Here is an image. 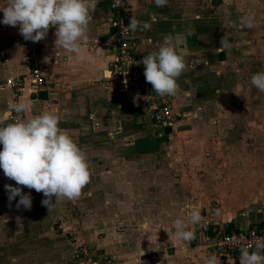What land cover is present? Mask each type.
<instances>
[{
	"label": "crops",
	"instance_id": "1",
	"mask_svg": "<svg viewBox=\"0 0 264 264\" xmlns=\"http://www.w3.org/2000/svg\"><path fill=\"white\" fill-rule=\"evenodd\" d=\"M127 3L130 21L134 15L151 25L150 29L132 31L134 53L158 50L169 34L179 36V49L187 52L186 70L177 80L178 94L172 96L179 119L173 131L169 130V138L178 141L177 147L185 151L196 147L186 144L188 139L193 143L202 135L201 129H210L211 133L214 125L217 130L227 129L226 137H239L242 122L232 124L241 127L238 132L219 123L229 119L225 113L228 99L236 112L244 108L253 114L262 108L264 92L251 84V76L264 70V0H168L164 7H157L155 0ZM249 11L255 17L252 28L241 23ZM88 29L84 57L90 59L78 60L63 49L55 55V28H50L46 38L37 42L45 69V98L33 99L28 93L22 97L33 105L25 119L44 111L58 116L59 127L87 156L90 181L78 199L62 200L50 213L41 203L43 193L24 187L23 192L32 197V208L17 209L19 197L10 204L5 185H18L0 169V264H74L80 246L90 249L97 258L110 257L118 264H139L138 259L144 256L155 258L154 264H203L199 255L202 249L180 240L170 241L173 216H181L178 210L172 211V226L168 227L164 226L165 217L158 225V219L153 223L152 216H146L148 208L166 216L168 202L178 209L183 203L180 194L193 191L181 180L167 184L171 175L164 170L161 156L169 138H161L160 133L166 130L151 120L152 101L139 95L134 103L138 93L107 91L98 85L116 45L109 0H98ZM222 37L227 39L228 48L221 47ZM3 42L2 53L12 50V41ZM25 42L22 36L24 55ZM6 61L3 58L0 65ZM5 68L10 72L0 78V116L10 117L7 106L13 92L3 86L4 81L26 74L28 69L23 65L14 70L10 64ZM218 113L222 120L214 122ZM166 193H177L178 198L166 200ZM17 217L23 220L21 226Z\"/></svg>",
	"mask_w": 264,
	"mask_h": 264
},
{
	"label": "clouds",
	"instance_id": "2",
	"mask_svg": "<svg viewBox=\"0 0 264 264\" xmlns=\"http://www.w3.org/2000/svg\"><path fill=\"white\" fill-rule=\"evenodd\" d=\"M168 0H155L157 7L166 6ZM98 0H4L0 7L3 12L2 23L6 26L19 27L20 35L33 43L45 39L50 28H55V55L63 49L79 59L84 57L88 43V26L95 12ZM254 14L249 11L241 18V23L254 27ZM147 22H140L133 15L128 28L150 29ZM179 36L171 34L164 37L158 50L145 55L137 64L144 65L146 82L153 92L161 98L176 96L179 91L178 78L186 70V51H180ZM222 48L230 45L225 37L220 41ZM251 84L264 92V70L251 76ZM139 94L133 102L139 99ZM32 104L19 101L8 102V113H15L11 122L7 114L0 116V169L4 175L16 182V187L5 185L9 193V203L19 197L17 209L22 206L31 210L32 197L25 194L23 188L34 189L43 193L41 201L49 213L62 200H75L90 181L87 156L73 137L59 127L57 115L44 111L25 119L22 114L31 110ZM55 198V202L53 201ZM21 226L22 218L17 217ZM200 213L190 209L186 218L177 217L173 221V233L170 241L191 242L195 239L193 226L201 222ZM203 264H216L215 255L204 257ZM240 264H264V241H258L253 248H240Z\"/></svg>",
	"mask_w": 264,
	"mask_h": 264
},
{
	"label": "rangeland",
	"instance_id": "3",
	"mask_svg": "<svg viewBox=\"0 0 264 264\" xmlns=\"http://www.w3.org/2000/svg\"><path fill=\"white\" fill-rule=\"evenodd\" d=\"M3 4L4 0H0V7ZM2 20L3 12L0 11V62L3 58L7 59L4 66L0 65V78H6L10 72V69L5 68L7 64L14 65V70L23 65L26 70L29 64L26 60V47L25 55L23 54L19 27L6 26ZM3 40L5 42L12 41L10 42L12 50L1 52L2 46L5 44ZM98 85L102 88L100 84ZM233 104L228 99L225 113L228 114L229 119L222 120L223 116L220 117L218 113V117H213V120L214 122L222 120L219 123L220 127L221 124L229 126L232 132H238V129L241 128H234L235 124H232L236 121L242 122L244 128L240 129L239 137H226L227 129H220V131L215 129L217 125H214V132L210 133V129L204 128L199 132L202 135L193 139V143H189V139L186 141V144L187 142L193 146L195 144V148H187L188 150L182 151L177 147L178 141L172 137L169 138L171 135L169 130L160 133L161 138H169V143L161 156V159H165L164 170L171 175L170 178H167V184L171 185L173 181L179 183L181 180L183 184H188L187 188L191 187L193 191L180 194L183 203L178 209L177 207L174 209V206L168 202V205H165L168 209L164 210L166 216H162V211L154 208L146 209V216H152L153 223L156 221L155 219H158L160 222L156 221L158 225H162L161 220L165 217L164 226L168 227L172 226L170 219L173 210L174 212L178 210L180 217L183 218L187 217L190 209L197 210L202 219L200 223L193 226L195 239L191 242H182L194 249H202L199 252L202 260L204 257L213 255L212 251L208 249L207 238L210 237L206 235V228L212 227L211 232L214 233L215 229L218 234L223 233L230 222L233 223V226L243 229L257 228L259 224H264V102L261 103L262 108L253 114L248 113V110H244V108L236 112V107L232 108ZM171 131L173 130L171 129ZM158 132L160 129L159 131L155 130L156 134ZM167 142L165 140V144ZM190 183L196 188L190 186ZM177 198V193H166L164 197L166 200H176ZM186 203L188 207H185ZM176 218L177 216L174 215L173 219ZM231 261L240 264V258L238 260L232 258Z\"/></svg>",
	"mask_w": 264,
	"mask_h": 264
},
{
	"label": "built area",
	"instance_id": "4",
	"mask_svg": "<svg viewBox=\"0 0 264 264\" xmlns=\"http://www.w3.org/2000/svg\"><path fill=\"white\" fill-rule=\"evenodd\" d=\"M218 2L220 0H212ZM112 12V24L115 28V52L104 71L99 84L107 91H131L138 93L145 100H151L153 108L150 111L154 125L163 130H171L179 115L174 111L172 96L161 98L153 92L152 85L145 80L144 65L137 64L147 54H136L133 51L132 31L130 24V11L127 0H109ZM26 60L28 71L24 75L9 78L4 81V87L13 92V100L18 101L23 95H34L45 87V69L40 61L41 51L38 44L26 40ZM9 119L15 113H8ZM25 117V113L22 114ZM214 237L207 238L208 249L215 255L218 264H227L232 258H240V248L255 246L258 241H264V227L245 229L236 227L228 232L216 233ZM139 264H154L155 258L144 256L138 259ZM74 264H118L110 257L97 258L94 252L85 247L78 250Z\"/></svg>",
	"mask_w": 264,
	"mask_h": 264
},
{
	"label": "trees",
	"instance_id": "5",
	"mask_svg": "<svg viewBox=\"0 0 264 264\" xmlns=\"http://www.w3.org/2000/svg\"><path fill=\"white\" fill-rule=\"evenodd\" d=\"M32 98L33 99H44L45 98L44 91L37 92L36 94L32 95ZM260 227H263V225L259 224L257 226V228H260ZM211 228L212 227L206 228V232H207L206 235H207V237H210V238L214 237V233L211 232L212 231ZM234 228H236V226H233V223L230 222V223L227 224V228L224 230V232H228V231H230V230H232Z\"/></svg>",
	"mask_w": 264,
	"mask_h": 264
}]
</instances>
